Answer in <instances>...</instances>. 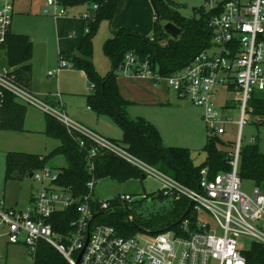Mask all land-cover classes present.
<instances>
[{"label":"built area","instance_id":"1","mask_svg":"<svg viewBox=\"0 0 264 264\" xmlns=\"http://www.w3.org/2000/svg\"><path fill=\"white\" fill-rule=\"evenodd\" d=\"M14 2L0 0V45L10 31ZM59 5L60 0H46L44 12L65 15L64 10H58ZM204 8L210 15L212 47L174 75L163 77L152 72L147 63L138 75L150 76L159 82L165 79L181 98L203 110V120L216 135H226L230 124L238 125L239 136L230 154L231 170L210 179L208 168H204L197 189H191L137 158L124 146L75 123L66 115L62 104L52 105L42 100L19 84L10 71L0 70V108L5 94L10 93L22 103L31 104L56 118L71 135L72 130L78 131L94 144L88 162L92 179L87 183L86 195L77 198L72 191L57 187L59 171L46 167L33 173L32 178L41 188L28 209L8 208L4 201L0 202V264L4 258L3 243L7 247L24 244L35 261L38 245L44 241L70 264H247L240 240L264 245V185L256 186L249 195L243 191L239 175L242 132L250 118L249 102L255 94H264V0H205ZM87 18L84 14L83 19ZM85 31L88 33L89 28ZM67 68L73 69V65L61 59L59 67L48 74L57 76ZM122 68L127 74L136 75L132 55L126 57ZM221 85L229 89L234 87L239 92L236 121L223 114L215 104L217 88ZM254 142V138L249 140V144ZM79 144L84 147L85 141L80 140ZM101 149L136 167L143 176L157 179L161 183L158 195L163 199L171 203L183 198L189 200L198 215V229L189 233L186 221V236L166 232L158 235L138 233L126 238L114 226L97 222L94 204L101 210H108L152 199L145 193L135 197L123 194L107 201L97 199L92 158ZM72 207H76L78 217L72 221L71 231L62 235L54 230L50 221L55 214ZM205 214L212 223L204 220ZM129 220H133L132 214Z\"/></svg>","mask_w":264,"mask_h":264},{"label":"trees","instance_id":"2","mask_svg":"<svg viewBox=\"0 0 264 264\" xmlns=\"http://www.w3.org/2000/svg\"><path fill=\"white\" fill-rule=\"evenodd\" d=\"M60 3L65 9L79 5L86 7L85 14L88 18L84 20V28L85 30L89 28V32H84L77 53L61 55V59L70 62L73 69L85 73L92 89L91 94L87 96L88 107L97 116L109 115L122 128L124 137L116 143L191 189H197L204 168H208L210 179L231 170L230 154L233 152L234 143L225 141L223 136L208 135L205 147L207 160L197 166L189 149L165 146L160 132L151 122L143 118L136 120L129 118L128 108L131 103L121 95L116 74V71L124 66L128 55L134 57L136 75L142 71L145 63L152 72L163 77L174 75L187 67L197 55L212 47L210 15L204 7L197 10L200 13L199 19H186L180 14L179 6L175 2L151 0L156 15L153 36L148 37L127 28L114 31L104 45V52L111 61L112 71L102 77L94 65L93 41L100 22L113 20L119 0H60ZM160 21L171 22L180 27L179 37L171 38L164 30L165 25H161ZM0 50L6 55V66L0 70L10 71L19 84L33 93L29 86L33 57L31 38L9 31L5 42L0 45ZM249 108L250 115L257 119L258 124H264V94H255L249 102ZM26 109L27 107L20 104L12 94L6 93L0 108V129L22 131ZM46 130L50 137L59 140L58 148L45 157L9 153L6 157L7 176L15 171L30 176L46 168V163L51 157L63 155L67 160V166L59 170L56 186L72 191L77 198L86 195L87 183L92 179L88 162L94 144L78 131L72 130L71 135L61 122L50 115H46ZM80 140L85 141L84 147H80ZM92 161L95 166L93 176L96 182L105 177L120 182L131 178L141 180L146 178H143L139 169L107 150H99ZM239 175L242 181H252L259 187L264 185V154L257 143L242 146ZM157 198L163 199L162 195H157ZM171 204L170 210L150 217L143 225L134 219L130 221L129 212L124 207L112 214L109 209L101 210L94 204L95 220L114 226L118 233L126 238L134 237L138 233L158 235L166 232L186 236L188 234L184 231L186 221L189 222V233L196 231L198 215L193 204L185 198ZM77 217L76 207H72L55 214L50 222L56 232L64 235L71 231V223ZM244 255L247 264H264V245L253 242L250 250L244 252ZM34 264L70 263L54 247L42 241L38 245Z\"/></svg>","mask_w":264,"mask_h":264},{"label":"rangeland","instance_id":"3","mask_svg":"<svg viewBox=\"0 0 264 264\" xmlns=\"http://www.w3.org/2000/svg\"><path fill=\"white\" fill-rule=\"evenodd\" d=\"M21 1L26 11L14 15L12 31L33 38L32 64L36 95L39 98H44L60 93L66 115L72 121L100 134V136L103 135L120 142L124 137V132L117 122L109 115L97 116L93 110L87 109V96L91 91L90 84L82 71L67 68L62 70L58 76H48L50 71H55L59 67L60 53L68 52L66 46H69L73 52L76 50L78 41L76 43L74 38L83 32L82 20H84L85 6L79 5L68 9L62 5L58 6L59 11L66 12L64 17L70 16L74 20V26H68L58 24L54 12L48 15L43 14V8H40L43 0ZM171 1L179 6L180 14L186 19H199L200 13L197 10L205 6V0ZM149 6L152 10V17L150 18V15L146 13V15L138 17L137 20L149 28L148 32H143V34L152 37L156 15L151 0H149ZM167 23V21H160L161 25ZM113 31L111 22L102 20L93 41L94 65L102 77L112 71V64L104 52V45L111 38ZM116 74L120 92L134 102L128 109L129 118L136 120L140 117L151 121L160 132L166 145L187 147L192 151L195 164L197 166L204 164L207 160L205 151L207 137L208 135L216 136V134L203 120V110L192 103L178 100L165 79L159 82L150 76L127 74L123 68H119ZM217 92L215 98L217 108L234 121L238 120L239 92L234 87L227 89L224 85L219 86ZM52 99L55 100L53 97ZM226 105L229 108H226ZM26 107L22 131L0 129V202L4 201L8 208L23 210L29 208L31 196L38 193L41 185L22 172L15 171L7 176V155L20 153L45 157L60 145L59 140L47 134V114L31 104H27ZM238 136V125H228L227 133L223 138L227 142L234 143L233 151ZM251 138L255 139L254 144L257 143L260 151L264 154V124H258L257 119L250 115L242 132L243 145L249 144ZM46 165L59 171L67 166V160L63 155H55L48 159ZM242 186L243 191L249 195H252V191L256 187L252 181H243ZM160 188L161 183L153 177H146L143 180L131 178L121 182L105 177L96 182L94 194L100 201L111 200L123 194L134 197L143 193L151 195L152 199L147 201L138 200L128 207L117 205L109 209V212L113 214L124 207L129 215L132 214L134 220L143 225L145 220L171 208L170 201L157 198ZM204 218L205 221L212 223V219L208 215L205 214ZM240 242L242 250L245 252L250 250L252 245L250 240L241 239ZM1 251L4 256L2 264H34L35 262L24 244L7 247L3 243Z\"/></svg>","mask_w":264,"mask_h":264},{"label":"crops","instance_id":"4","mask_svg":"<svg viewBox=\"0 0 264 264\" xmlns=\"http://www.w3.org/2000/svg\"><path fill=\"white\" fill-rule=\"evenodd\" d=\"M46 6V0H43V3L41 4V6H40V8L42 7L43 8V10H42V12H43V14L44 15H48V14H50L52 11H50V12H48V13H45L44 12V7ZM33 7V4H32V2H31V8ZM25 9H24V5H23V3H22V1L21 0H15V2H14V13H13V18H14V15L16 14V13H25ZM28 11V10H27ZM33 11V10H32ZM85 11H86V7H85ZM146 13L148 14V15H150V18L152 17L151 15H152V10H151V8H150V6H149V0H119V5H118V8H117V11H116V14H115V16H114V18H113V20L112 21H110L111 22V24H112V26H113V28H114V31H116V30H118V29H120V28H127V29H130V30H133V31H137V32H139L140 34H142V35H144L143 34V32H145V33H147L148 32V29L149 28H147L142 22H140V21H138L137 20V18L138 17H141L142 15H146ZM65 15H61V16H56V21L58 22V24H64V25H68V26H74L73 24V22H74V20L70 17V16H68V17H64ZM137 20V21H136ZM140 20V19H139ZM12 21H13V19H12ZM83 22H82V24H83V26H82V28H83V32H82V34H80V35H78V36H76L74 39H75V42L77 43V41H78V47L76 46L75 47V49L76 50H74V52H73V50L72 49H70V47L69 46H66L67 48H68V52L67 53H64V52H61L60 53V59H61V55H73V54H75V53H77V51H78V49H79V46H80V43H81V40H82V38H83V36H84V32H85V28H84V26H85V21L84 20H82ZM60 22V23H59ZM76 26V25H75ZM145 26V27H144ZM113 31V32H114ZM10 32H12V33H15V34H21V33H16V32H13L12 31V23H11V27H10ZM113 32H112V35H113ZM23 35H26V34H23ZM27 36H29V35H27ZM30 38H31V41H32V43H33V38L31 37V36H29ZM112 37V36H111ZM33 45H34V43H33ZM75 46V45H74ZM5 58H6V55L3 53V51L2 50H0V69L1 68H3V67H5L6 66V60H5ZM31 67H32V73H31V80H30V87H31V89H32V91H33V93H35V94H37L36 93V91H35V88H34V79H33V75H34V72H33V64H32V60H31ZM84 73V72H83ZM85 74V73H84ZM59 75V74H58ZM57 75V76H58ZM48 76H49V74H48ZM86 76V75H85ZM49 77H55V76H49ZM86 79H87V77H86ZM88 80V79H87ZM119 81V80H118ZM89 82V81H88ZM118 86H119V82H118ZM170 88V87H169ZM171 89V88H170ZM227 89H229L228 87H227ZM172 90V89H171ZM90 91L92 92V89H91V86H90ZM119 91H120V89H119ZM174 91V90H173ZM91 92H90V94H91ZM175 92V91H174ZM121 93V92H120ZM175 94H176V97H177V99L178 100H184V101H187V102H189L188 100H186V99H183V98H181L178 94H177V92H175ZM121 95H122V93H121ZM125 99H127L126 98V96H124V95H122ZM52 97L53 98H55V100L54 99H52ZM42 100H44V101H46V102H48V103H50V104H52V105H59V104H62V109L65 111V106H64V104H63V102H62V96L60 97V98H58L57 97V95L56 94H54V95H51V96H47V97H44V98H41ZM56 99H57V101H56ZM60 99H61V101H60ZM17 100V99H16ZM59 100V101H58ZM127 100H129V99H127ZM20 104H22V105H25V106H27L26 104H24V103H22L21 101H19V100H17ZM130 101V103L131 104H133L134 102H132L131 100H129ZM62 102V103H61ZM189 103H191V102H189ZM130 104V105H131ZM168 104H170L169 102H168ZM130 107V106H129ZM199 108V107H198ZM226 108H229L228 107V105H226ZM87 109L88 110H91L88 106H87ZM129 109V108H128ZM65 113H66V111H65ZM140 117H138V118H136V119H139ZM132 119V118H131ZM135 120V119H134ZM146 120V119H145ZM147 121H149V120H147ZM149 122H151V121H149ZM152 123V122H151ZM153 124V123H152ZM154 125V124H153ZM155 126V125H154ZM156 127V126H155ZM96 133V132H95ZM98 134V133H97ZM98 135H100V134H98ZM102 137H104V138H106V139H108V140H111V141H114V142H118V140H112V139H110V138H107V137H105V136H103V135H101ZM163 143H164V141H163ZM164 145L165 146H167V147H180V146H173V145H166L165 143H164ZM181 147H183V148H187V147H184V146H181ZM187 149H189V148H187ZM190 150V149H189ZM191 151V150H190ZM192 152V151H191ZM33 197H34V195H32L31 196V198H30V204H31V202H32V199H33ZM5 203V202H4ZM6 205V204H5ZM7 206V205H6ZM19 210H23V209H19Z\"/></svg>","mask_w":264,"mask_h":264},{"label":"water","instance_id":"5","mask_svg":"<svg viewBox=\"0 0 264 264\" xmlns=\"http://www.w3.org/2000/svg\"><path fill=\"white\" fill-rule=\"evenodd\" d=\"M164 30L171 38L174 39H177L180 35V27H178L176 24L171 22L167 23L164 26ZM30 177L32 178L33 174H31ZM143 178H145V176H143Z\"/></svg>","mask_w":264,"mask_h":264}]
</instances>
